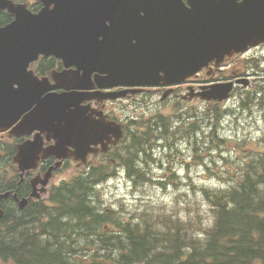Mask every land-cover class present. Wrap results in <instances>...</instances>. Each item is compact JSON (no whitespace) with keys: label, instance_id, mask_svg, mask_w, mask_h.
Listing matches in <instances>:
<instances>
[{"label":"water","instance_id":"obj_1","mask_svg":"<svg viewBox=\"0 0 264 264\" xmlns=\"http://www.w3.org/2000/svg\"><path fill=\"white\" fill-rule=\"evenodd\" d=\"M51 2L30 14L23 5L0 0V8L15 15V21L0 29L1 129L28 108L22 88L14 85L33 74L27 68L39 54L64 61L67 69L51 72L55 88H91L93 72L103 88L121 83L127 72L133 84L179 82L212 60L219 65L226 56L264 42V0H190V8L182 0H56L54 7ZM42 26L45 39L38 40ZM216 86H209L203 97L228 96V87ZM69 96L72 104L65 97L33 104L15 128L16 134L37 129L48 140L55 139L44 149L37 134L19 147L22 170L34 167L43 150V156L56 157L69 147L87 152L91 144L107 146L110 136H121L116 123L91 120L88 107L80 105L79 93ZM49 177L47 173L44 183Z\"/></svg>","mask_w":264,"mask_h":264},{"label":"trees","instance_id":"obj_2","mask_svg":"<svg viewBox=\"0 0 264 264\" xmlns=\"http://www.w3.org/2000/svg\"><path fill=\"white\" fill-rule=\"evenodd\" d=\"M240 97L242 107L250 106L248 102L253 98L257 106L264 107V90L261 87ZM221 116L219 108L213 106L205 110L201 120L205 119L210 127L216 129ZM180 122L179 118L168 122L157 118L153 124L146 122L142 125L144 130L139 134L137 144L147 147L154 129L167 130ZM218 136L217 132L214 137L217 139ZM250 152L254 153L239 156L237 161H227L232 169V180L229 179L223 187H200L199 194L209 204L213 222L202 235L197 236L176 216L160 213L149 217L147 214L141 219L150 220L151 225L122 222L118 224L117 239L110 234L109 237L99 236L94 242L86 241L85 245L96 250L83 259V264H264V146ZM128 153L130 156L124 161L132 159L131 168L138 156L133 150H128ZM76 182L71 187H76ZM165 184L161 183L162 186ZM90 188L89 180L83 179V215L91 214L90 208L84 206V190ZM63 197L66 202L70 199ZM41 254L46 264L53 263V258L48 260L51 257L45 253L43 245H40L37 260Z\"/></svg>","mask_w":264,"mask_h":264},{"label":"rangeland","instance_id":"obj_3","mask_svg":"<svg viewBox=\"0 0 264 264\" xmlns=\"http://www.w3.org/2000/svg\"><path fill=\"white\" fill-rule=\"evenodd\" d=\"M262 53H264V50L259 48L252 51L249 55L260 57ZM230 68L228 67L226 72ZM263 77L264 75H262ZM238 96H243V94L240 93ZM149 100L153 104L151 112H169L173 106L171 103L156 104L158 97L148 96L145 99V101ZM248 103L253 104L254 98ZM129 104V102L125 101L115 102L110 104L109 112L114 117L125 121L124 116H128L130 114L128 110L132 109L129 108ZM190 105L195 108L196 106L203 107L201 104L195 106L191 103ZM233 107L235 108V113L224 119L220 131L221 134L231 139L254 138L257 140L260 138L264 131V116L262 115L264 111H261L260 107L251 110H241L238 108V100ZM138 113H142V109ZM216 127L219 130V125ZM1 139L3 142L10 143L11 141L7 136H2ZM190 140V134L182 132L175 135L170 142L164 141L160 151H156L155 153L157 159H147V162L143 166L145 171L149 172L151 178L155 180L159 176L167 177L174 173L172 172L173 170L179 172L180 177H185V172L188 171L189 178L176 177L178 179L176 185L161 188L155 182L140 183L136 180H131L127 177L124 169L119 167L113 179L100 186L97 195L98 204L106 205L107 207L116 206L124 213L134 211L133 215L139 214L138 210L141 209L143 212H148L149 217L159 216L160 213L176 216L193 233H200L203 228H206L210 224L211 215L209 204L200 196L199 188L201 186L215 187L224 183L226 184L230 179L231 166L223 161L217 162L218 157L216 155L209 157L208 149L204 148L202 143L193 147L190 146ZM245 145L251 148L254 144L251 142L244 143L242 147H237L236 152L241 156L248 154L247 150H244ZM230 148L231 145L229 144L225 149ZM165 152H168L170 156L166 158ZM192 152L194 154V161L192 160ZM236 152L229 155L225 153L224 156L233 157L231 160L237 161L238 156ZM211 159L215 163L210 162ZM204 160L206 164H203ZM75 172H77L75 165L70 163L67 168L58 172L55 183L61 178L71 177ZM77 257L82 258V256Z\"/></svg>","mask_w":264,"mask_h":264},{"label":"flooded vegetation","instance_id":"obj_4","mask_svg":"<svg viewBox=\"0 0 264 264\" xmlns=\"http://www.w3.org/2000/svg\"><path fill=\"white\" fill-rule=\"evenodd\" d=\"M192 81H196L193 79ZM194 83V82H193ZM186 85H179L176 87L177 91H173L171 96L179 97L184 93ZM162 87L153 88V91L156 93L161 92ZM53 171V172H52ZM47 173H50V179L55 177L58 173V169L53 165H48ZM7 182V181H6ZM24 194V189L17 181L11 180L6 183V188H0V229L9 221H15L16 219L20 220L23 226L27 227V231L35 229V232H38V229L41 225L40 222V212H56L58 207L52 203L43 201L36 196H33L32 193H28L24 199V202L20 204L21 195ZM70 224V222H69ZM40 235L45 237L47 231L45 228L39 230ZM38 234V236H39ZM76 238H83V232L78 230L75 232ZM68 241V240H66ZM14 257L8 251L0 253V264H17L14 261Z\"/></svg>","mask_w":264,"mask_h":264},{"label":"bare ground","instance_id":"obj_5","mask_svg":"<svg viewBox=\"0 0 264 264\" xmlns=\"http://www.w3.org/2000/svg\"><path fill=\"white\" fill-rule=\"evenodd\" d=\"M116 157H118V156H115V158H116ZM52 172H53V171H52ZM48 179H49V178H48ZM57 193H59V192H57ZM57 196H59V194H57ZM59 197H60V199H62V200H63V198H64L63 196H59Z\"/></svg>","mask_w":264,"mask_h":264}]
</instances>
